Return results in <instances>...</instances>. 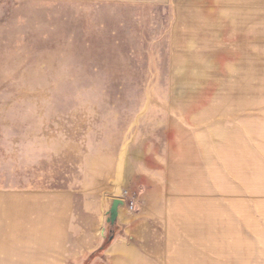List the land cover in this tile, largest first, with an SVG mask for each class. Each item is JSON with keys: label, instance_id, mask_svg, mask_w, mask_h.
I'll return each instance as SVG.
<instances>
[{"label": "rangeland", "instance_id": "rangeland-1", "mask_svg": "<svg viewBox=\"0 0 264 264\" xmlns=\"http://www.w3.org/2000/svg\"><path fill=\"white\" fill-rule=\"evenodd\" d=\"M115 198L90 264H264V0H0V264H84Z\"/></svg>", "mask_w": 264, "mask_h": 264}, {"label": "trees", "instance_id": "trees-1", "mask_svg": "<svg viewBox=\"0 0 264 264\" xmlns=\"http://www.w3.org/2000/svg\"><path fill=\"white\" fill-rule=\"evenodd\" d=\"M118 232H119V225L117 223L114 225H108L107 226V237L103 245L98 250L93 252L84 262V264H90L93 260L102 256L104 252L108 249V247L112 244Z\"/></svg>", "mask_w": 264, "mask_h": 264}, {"label": "water", "instance_id": "water-1", "mask_svg": "<svg viewBox=\"0 0 264 264\" xmlns=\"http://www.w3.org/2000/svg\"><path fill=\"white\" fill-rule=\"evenodd\" d=\"M125 205H126L125 200H123L121 198L113 199V202H112L111 207H110L109 212H108L107 226L108 225H114L116 223L118 224L120 209ZM103 233L105 234V231ZM106 237H107V235H105V239H106Z\"/></svg>", "mask_w": 264, "mask_h": 264}, {"label": "crops", "instance_id": "crops-1", "mask_svg": "<svg viewBox=\"0 0 264 264\" xmlns=\"http://www.w3.org/2000/svg\"><path fill=\"white\" fill-rule=\"evenodd\" d=\"M103 245V244H102ZM96 251V250H95ZM130 249L127 248L125 245H123L120 242H116L111 249L109 250V258L108 261L110 264H121L120 260H119V256H121L122 254H130Z\"/></svg>", "mask_w": 264, "mask_h": 264}, {"label": "built area", "instance_id": "built-area-1", "mask_svg": "<svg viewBox=\"0 0 264 264\" xmlns=\"http://www.w3.org/2000/svg\"><path fill=\"white\" fill-rule=\"evenodd\" d=\"M133 207H134V205L132 204L130 208L133 209Z\"/></svg>", "mask_w": 264, "mask_h": 264}]
</instances>
